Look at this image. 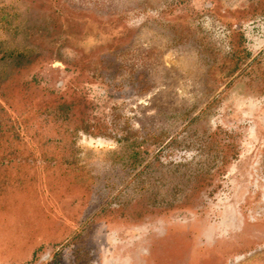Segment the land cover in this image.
Here are the masks:
<instances>
[{
  "label": "rangeland",
  "instance_id": "1",
  "mask_svg": "<svg viewBox=\"0 0 264 264\" xmlns=\"http://www.w3.org/2000/svg\"><path fill=\"white\" fill-rule=\"evenodd\" d=\"M0 264H264V0H0Z\"/></svg>",
  "mask_w": 264,
  "mask_h": 264
},
{
  "label": "trees",
  "instance_id": "2",
  "mask_svg": "<svg viewBox=\"0 0 264 264\" xmlns=\"http://www.w3.org/2000/svg\"><path fill=\"white\" fill-rule=\"evenodd\" d=\"M8 55L9 54L6 53L4 56L6 57ZM10 55H12L11 57H14V59L17 60L18 65H21L22 63H24V61L22 60L23 59V56H20V54H18V55L15 56V53H10Z\"/></svg>",
  "mask_w": 264,
  "mask_h": 264
}]
</instances>
